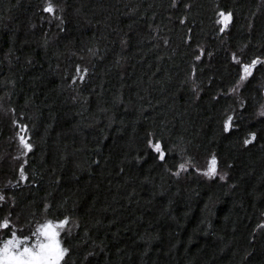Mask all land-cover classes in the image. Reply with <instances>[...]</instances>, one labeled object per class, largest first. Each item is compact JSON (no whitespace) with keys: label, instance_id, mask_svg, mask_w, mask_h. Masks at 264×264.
<instances>
[{"label":"trees","instance_id":"1","mask_svg":"<svg viewBox=\"0 0 264 264\" xmlns=\"http://www.w3.org/2000/svg\"><path fill=\"white\" fill-rule=\"evenodd\" d=\"M47 220L59 264H264V0H0V247Z\"/></svg>","mask_w":264,"mask_h":264},{"label":"rangeland","instance_id":"2","mask_svg":"<svg viewBox=\"0 0 264 264\" xmlns=\"http://www.w3.org/2000/svg\"><path fill=\"white\" fill-rule=\"evenodd\" d=\"M21 142L26 147H29L27 143V136L23 134L21 137ZM20 143L15 145V151L14 153H17L16 151L19 150ZM48 225L47 233L48 235H42L41 231H39V236L36 237V240H34V243H27L26 241L22 240L21 238L18 239H9L7 240L1 247H0V264H17V260L14 258L21 257V254L24 253L25 248L32 249L33 253L39 251V245L41 244H52L55 246L58 244L60 250H64L63 243L61 240V232L62 230H67L71 228V225L68 224L66 221H61L59 223H54L51 220H47L46 222H43L42 225L39 226L38 230H43V226ZM12 241V244L8 245V251L5 254L4 253V247L9 242ZM64 256V253H63ZM62 256V258H63ZM26 259H30L28 257V254H24V257ZM61 259L57 262L59 264L61 262Z\"/></svg>","mask_w":264,"mask_h":264},{"label":"snow or ice","instance_id":"3","mask_svg":"<svg viewBox=\"0 0 264 264\" xmlns=\"http://www.w3.org/2000/svg\"><path fill=\"white\" fill-rule=\"evenodd\" d=\"M46 11L52 12L53 9L50 6L49 8L46 9ZM224 15V14H221ZM229 17L225 16L224 19L227 20ZM248 69H245V72H247ZM157 151H159V145L156 146ZM215 164L216 161L213 159L211 162L210 168H209V175L215 173ZM2 227H7V223L2 225ZM49 226L45 225L43 226V230H38L41 231L42 235H48L47 233V228ZM12 244V241H9L5 247H4V253L6 254L8 251V245ZM66 250H60L58 244L53 246L52 244H41L39 245V251L33 253L32 249L25 248L24 253L21 254V257L19 258H14L17 260V264H57L59 259L62 258L63 253ZM24 254H28V257L30 259L23 258Z\"/></svg>","mask_w":264,"mask_h":264}]
</instances>
